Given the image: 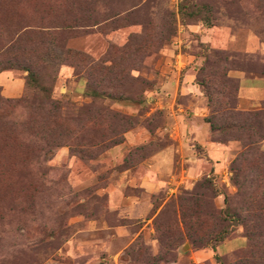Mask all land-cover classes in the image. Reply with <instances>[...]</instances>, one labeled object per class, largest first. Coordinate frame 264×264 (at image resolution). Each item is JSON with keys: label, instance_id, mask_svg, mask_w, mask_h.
<instances>
[{"label": "rangeland", "instance_id": "obj_1", "mask_svg": "<svg viewBox=\"0 0 264 264\" xmlns=\"http://www.w3.org/2000/svg\"><path fill=\"white\" fill-rule=\"evenodd\" d=\"M217 52L252 101L237 109L259 110L264 0H0V99L19 101L0 106V264H264V127L252 151L211 138L198 82L217 106ZM26 68L60 106L46 121ZM179 108L202 111L200 141L178 143Z\"/></svg>", "mask_w": 264, "mask_h": 264}, {"label": "trees", "instance_id": "obj_2", "mask_svg": "<svg viewBox=\"0 0 264 264\" xmlns=\"http://www.w3.org/2000/svg\"><path fill=\"white\" fill-rule=\"evenodd\" d=\"M192 8V6H191ZM190 7H188V5H179L178 7V14L180 15L181 18H197V16L199 15V13H201V9L202 7H195L193 9H191ZM188 9H191L188 11ZM202 21L207 22L206 19H202ZM208 23H206L207 25ZM214 57H215V63H221L222 66L217 67V70H214L210 73H208V75H210L211 77L216 76L217 78V84L216 86L219 88L218 90V94L220 96L219 100L216 102L217 106H214L213 108H211V102L212 99L209 96V94L205 91V87H206V83L203 84V81L200 80L198 82V84L200 86H202L203 88V92H204V97L206 99L208 108L210 109V118H206L204 119V122L208 124L209 126V130H210V134H211V138L214 139V141L220 143L221 140L225 139V138H232L234 140H240L241 142L244 141V143H242L244 152L246 151H252L254 148L252 147L256 141V138H260V132L262 130V127H264V104H262L260 106V109L257 111H240L237 109L236 107V103H237V89H238V81L234 80L233 78H230L226 75H224V72H227L229 70H235V69H231L227 66V64L229 63V60L227 59V57L224 55V53L222 52H217L214 53ZM225 65V66H223ZM94 66H97L98 69L97 71L101 70L104 71V67L102 65H99L97 63H95ZM107 72L110 70V68L105 69ZM247 72H253V70L251 68H246L244 69ZM25 71L27 72L26 78L28 79L27 83L31 84L32 86H34L35 88H37L41 94H42V100L40 102H38L37 104V110L38 111H42L45 109V106L48 107V109H50L49 111H46L48 114H44L41 116L42 119H44L45 121L47 119H49L50 117H54V112H58L60 106L58 103L52 101L50 99V96L48 94V91H46L44 89V87L40 86L36 80V78L34 77L33 73L31 71H29L28 68L25 69ZM91 96L93 98H98L100 96H102L101 93H98L95 90L90 91ZM104 97L106 98H110V99H121V97L117 96V97H113V95H104ZM123 99H128V98H123ZM19 101L16 102H11L9 100H1L0 99V106L4 107V108H11L14 105H18ZM17 103V104H16ZM22 104V108H28L27 102L25 101H21ZM44 115L47 118H44ZM110 118H116L118 122H127L126 118L122 117L120 114L118 113H113L110 115ZM217 120L220 121V123L217 125L216 123H214L213 121ZM261 119V121H260ZM41 129H39V135H34L35 137L38 136V141H43L44 144H47V141L44 140L43 137V133L46 131V127L41 123L40 125ZM256 127V128H254ZM124 132V131H121ZM118 133V129L117 131L115 130L114 134ZM43 149L39 148L37 150H35L33 153V155H31L33 158H38L40 157V152H42ZM29 155H25L22 156L23 160H26L28 158ZM208 188H211L210 185H208ZM190 198H185L183 197H178L177 199V205H178V209L180 211H182V207L183 205L189 200ZM200 202V201H199ZM210 208V207H209ZM211 212L206 213L205 211L202 210H198L196 211L195 214H197L196 217L198 218H202L203 216H211L212 214H214V211L210 208ZM225 211V210H224ZM227 233V230H219L217 231L216 234H214L215 236L211 239L213 241H220L221 238L224 236V234ZM251 264V263H250Z\"/></svg>", "mask_w": 264, "mask_h": 264}, {"label": "crops", "instance_id": "obj_3", "mask_svg": "<svg viewBox=\"0 0 264 264\" xmlns=\"http://www.w3.org/2000/svg\"><path fill=\"white\" fill-rule=\"evenodd\" d=\"M1 76V75H0ZM1 78V77H0ZM238 80H242V79H248V78H244L242 75L237 77ZM250 80H263L260 78H254V79H250ZM264 81V80H263ZM184 87H186V91L187 94H189V92L191 93V97L192 98H200L198 100H200V102H203L202 97L200 96V93L198 92V89H196L195 85H191V84H184ZM17 88V87H16ZM16 88H12L10 87L9 89H6L4 91H6L7 93H14L16 91ZM16 93V92H15ZM7 95V94H6ZM9 96V95H8ZM240 99H246L249 102H252L247 95H245L242 90L238 87V97H237V106H241V104H239V100ZM260 102V101H259ZM181 111H183L181 108H179L178 112L176 113L174 116L170 115V117H172V119L174 120V122H176V128L175 130L177 131L176 133L179 135L178 137L176 136V139L178 140V143L181 144V142H183L182 140H197L200 141L202 139V134L207 132V129L205 126H203V124L198 125L196 123L193 124L192 120H195L199 115L202 116V111H197V115H195L196 113H192V115H190V120L185 119L182 121V116L181 115ZM195 112V111H194ZM169 118V117H168ZM192 121V122H191ZM192 123V124H191ZM183 128V131L181 128ZM176 134V135H177ZM181 134V135H180ZM199 136V137H198ZM201 138V139H200ZM203 141V140H202ZM206 143L202 144L204 146L205 150H211L212 149H219V147H210L208 145H205ZM159 157V153L154 154L153 156L150 157V159L147 161V166L148 167H152L154 165V160L158 159ZM150 169V168H149Z\"/></svg>", "mask_w": 264, "mask_h": 264}]
</instances>
